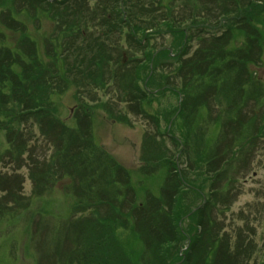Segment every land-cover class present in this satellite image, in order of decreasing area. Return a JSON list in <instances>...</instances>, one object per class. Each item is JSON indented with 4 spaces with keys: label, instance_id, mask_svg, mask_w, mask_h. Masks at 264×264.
<instances>
[{
    "label": "trees",
    "instance_id": "16d2710c",
    "mask_svg": "<svg viewBox=\"0 0 264 264\" xmlns=\"http://www.w3.org/2000/svg\"><path fill=\"white\" fill-rule=\"evenodd\" d=\"M182 1H0V6L23 3L28 17L35 10V18L40 14L54 27L46 39L50 48L41 55L26 22L12 27L7 22L11 16H5V28L19 33V41L14 48H0V130L6 134V156L27 162L38 198L52 192L59 180L69 181L65 189L74 196L73 212L80 217L66 221L68 228L55 229L63 232L57 247L64 244L62 253L57 249L48 255L55 264H250L256 254L254 242L243 232L234 243L241 256L220 250L223 227L214 217L215 205L211 213L209 203H194L206 198L208 183L218 189L226 170L247 169L240 155L264 138V82L257 74L264 68V0H200V7L186 0L184 6L196 17L185 26L174 17ZM201 27L208 28L205 37L200 36ZM125 34L129 50L121 45ZM167 35L173 38L171 48L152 45ZM194 39L200 47L188 57ZM139 53L143 57L134 58ZM72 87L86 89L81 93L92 101L97 90H114L116 96L93 106L76 97L74 122L68 124L54 98ZM168 93L178 98L177 105L163 115L153 114V104ZM122 104H128L126 111L150 118L159 136L170 137L186 156L179 163L165 138L146 141L152 162L141 174H154L148 167L161 160L176 178L172 191L149 192L140 206L132 174L96 143L94 134L98 112L127 124ZM37 133L47 147L43 157L29 160L32 140L26 135L33 139ZM191 171L196 174L193 185ZM6 178L20 184L23 176L15 172ZM4 183L0 175V188ZM187 190L193 193L190 201ZM233 191L230 186L229 200ZM88 211L91 215L83 214Z\"/></svg>",
    "mask_w": 264,
    "mask_h": 264
},
{
    "label": "rangeland",
    "instance_id": "374dc122",
    "mask_svg": "<svg viewBox=\"0 0 264 264\" xmlns=\"http://www.w3.org/2000/svg\"><path fill=\"white\" fill-rule=\"evenodd\" d=\"M195 2L199 7L203 6L204 3V1L200 0H195ZM184 3H186V0L176 5L177 10L174 13V17L180 21L177 23L179 25H191V20L196 16L189 8L184 6ZM13 5L15 13H20L23 3L16 2ZM1 9L0 19L5 12L3 8ZM7 14L8 12L5 13V15ZM31 14L33 15L34 11H31ZM86 15L89 14L86 13ZM17 19L23 23L25 20L30 21L27 25L37 38L39 33L40 35L47 33L46 31L50 25L47 21H43L42 30L41 17L33 20L32 17L25 16V12L17 15ZM13 24L17 25L14 21ZM0 32V47H14L16 41H19V33L6 29L2 20H0ZM199 32H201L200 36L205 37L208 34V28L201 27ZM172 41V36L167 35L165 37H157L152 41V45L156 46L157 49L162 46L169 49L172 46ZM3 42L5 43L2 44ZM43 43L45 45L48 44L46 40H43ZM121 45L125 50L130 49V42L127 40L126 34ZM41 46L43 48V44ZM199 47V41L194 39L188 46V57L192 56ZM142 57L143 55L139 53L134 58ZM128 60L129 58H126L125 61ZM255 68L254 66L252 67L254 71H256ZM257 74L264 82V68H259ZM110 85L113 87L114 83L110 82ZM84 91L87 90L72 87L63 95L54 98L59 105L60 116L65 121L67 120L68 124L74 122L75 110L78 105L76 97L86 102L89 106H93L107 103L116 96L114 90L109 92L97 90L95 99L92 101L86 93H81ZM177 101L178 98L175 95L168 93L163 97V100L159 99V102L153 104L151 111L153 114L158 111V113L163 115L164 110L170 106L177 105ZM120 108L124 110L122 115L128 117L127 124L112 120L104 111L98 112V115H95L94 118V134L96 143L113 155L132 174V183L136 187V201L138 206H140L144 203L146 204L149 192L161 195L163 188H172L171 185L176 177L174 175L170 176V172L166 167L167 163L161 160L148 167V169L152 167L154 172L156 171L154 174L149 173V171L148 174H141L143 173L142 167L147 165V162L152 159L148 154L150 149L146 141L150 137L157 141V139L160 140L166 138V136H159L158 129L150 118L141 115V113L126 111L130 109L128 104H122ZM258 114L260 113L258 112ZM160 124L161 132H167L166 122L162 120ZM174 135L177 137L179 133L174 131ZM26 138L28 141L32 140L30 149L26 153L27 159L30 160L31 156L43 157L47 145L42 142L39 133L36 134V137L33 136V139L28 134ZM37 139H40L39 143H37ZM169 139L170 137H167L165 140L166 147L173 152L175 159H178L179 163H185L186 156H182L179 153V148L174 146ZM6 149L8 150L9 148L5 139V131L0 130V175L6 180V183L1 184L0 188V264H39L41 260H47L50 264H55L54 259L53 261L49 260L48 255H52L57 249L62 253L64 245L62 243V247H57V243L62 242L63 232H56L55 229L61 226L63 228L64 225V228H68L66 221L72 220L75 222L76 220L74 219L77 216L80 217L73 212L74 196L66 192L65 189V185L69 181L67 179L59 180L52 192L38 198L39 196H36L33 192L27 162L19 163L17 160H12L6 156ZM240 157L247 162V169L241 168V170H238L237 167H234L226 170L225 176L216 183L218 189H211L208 183L204 191L206 198L198 200L194 204H201L203 201L204 204L215 205L214 217L223 227L220 232L223 233L219 236L220 250L227 252L229 256H241L242 251L240 249L237 250L234 247V243L237 240V234L239 235V232H243L244 238L252 240L254 242L253 245L256 247V254L252 257L250 264H264V138L257 141L255 145L247 147V151H244ZM169 158L172 159L171 155H169ZM185 165L182 164L180 168L183 169ZM15 172L23 176L22 183L18 184L13 178H6L7 174L12 175ZM177 174L180 175V172ZM189 176L192 179L189 184L193 185L196 180V174L191 171ZM202 179L203 177L199 178L196 185H200ZM231 179L235 181L231 183ZM230 186L234 188L231 200L227 198ZM4 191L14 192V194L12 196L3 195L2 192ZM187 192L188 200L190 201L189 195L193 193L190 190H187ZM167 207L172 210V206L169 205ZM208 210L212 213V206ZM83 214L89 216L91 212L88 211ZM245 245L247 247V241L246 244H243V249H245ZM250 250H252L251 247ZM66 262L67 256L63 258V263Z\"/></svg>",
    "mask_w": 264,
    "mask_h": 264
}]
</instances>
